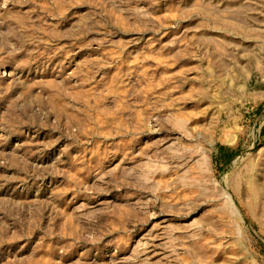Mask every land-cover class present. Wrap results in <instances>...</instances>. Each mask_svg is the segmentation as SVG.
<instances>
[{
    "label": "rangeland",
    "instance_id": "374dc122",
    "mask_svg": "<svg viewBox=\"0 0 264 264\" xmlns=\"http://www.w3.org/2000/svg\"><path fill=\"white\" fill-rule=\"evenodd\" d=\"M263 109L264 0H0V264H264Z\"/></svg>",
    "mask_w": 264,
    "mask_h": 264
},
{
    "label": "crops",
    "instance_id": "0c3cea01",
    "mask_svg": "<svg viewBox=\"0 0 264 264\" xmlns=\"http://www.w3.org/2000/svg\"><path fill=\"white\" fill-rule=\"evenodd\" d=\"M250 110H246V113H249ZM253 124L255 127V131L257 133L258 139L264 140V109L258 114L257 116L254 115L253 117ZM237 154V150H232L230 148L226 149L223 146H221L218 150V159L219 162H226L227 157H234Z\"/></svg>",
    "mask_w": 264,
    "mask_h": 264
},
{
    "label": "trees",
    "instance_id": "16d2710c",
    "mask_svg": "<svg viewBox=\"0 0 264 264\" xmlns=\"http://www.w3.org/2000/svg\"><path fill=\"white\" fill-rule=\"evenodd\" d=\"M226 159H227V160H226V163H227V162H230L231 160H233L234 157H227Z\"/></svg>",
    "mask_w": 264,
    "mask_h": 264
},
{
    "label": "water",
    "instance_id": "95a60500",
    "mask_svg": "<svg viewBox=\"0 0 264 264\" xmlns=\"http://www.w3.org/2000/svg\"><path fill=\"white\" fill-rule=\"evenodd\" d=\"M263 246H264V243H263Z\"/></svg>",
    "mask_w": 264,
    "mask_h": 264
}]
</instances>
